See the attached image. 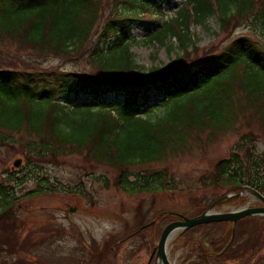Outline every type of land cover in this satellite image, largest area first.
<instances>
[{
	"label": "trees",
	"instance_id": "16d2710c",
	"mask_svg": "<svg viewBox=\"0 0 264 264\" xmlns=\"http://www.w3.org/2000/svg\"><path fill=\"white\" fill-rule=\"evenodd\" d=\"M171 1L116 0L114 16L108 19L88 53L91 69L86 71L80 67L62 68L60 64L41 67L39 59L52 54L73 63L78 61L82 56L77 53L87 45L90 47L98 33L101 0H0V46L8 50L9 56L7 62L0 63V142H15L13 133L27 131L33 136L24 143L27 170L23 167L7 171L8 175L0 181V221L9 217L17 221L16 207L23 195H17L18 188L25 183L33 180L36 185L25 194L29 197L56 191L42 164L56 162L67 151L84 150L88 158L118 167L116 184L124 191L176 190L178 181L168 167L140 176L130 166L157 161L178 148L183 150L191 129L218 130L230 125L237 86L251 100L264 94V49L243 37L224 49L216 46L214 50L220 52L196 67L189 65L155 83V102L145 111L150 103L147 85L96 82L93 74L97 70L139 67L131 47L136 42L133 24L141 19L161 25L147 29L148 38L144 42L162 45L170 37H176L186 55L195 44L190 32L192 23H204L212 15H217L223 30L237 15L252 16L256 30L264 33V0H186L175 16L164 18V7ZM79 91L91 94L97 104L61 99L64 93ZM108 91L123 93L124 100L108 101L102 97ZM243 146L247 160L233 151L200 178L201 184L229 187V192L237 194L249 185L264 193V151ZM237 194L231 198L240 200L242 197ZM158 217L164 221L166 213L163 211ZM256 218L264 220V216H247L238 224ZM144 227L139 226L134 232ZM196 229L202 230V241L192 246L183 264H228L226 255L234 241L225 248L232 237V224H201L180 235L192 239ZM127 236L120 239L117 247L113 246L114 252L111 249L113 264L117 262L116 251ZM205 241L211 249L204 245ZM263 249L264 236L234 264H254Z\"/></svg>",
	"mask_w": 264,
	"mask_h": 264
},
{
	"label": "rangeland",
	"instance_id": "374dc122",
	"mask_svg": "<svg viewBox=\"0 0 264 264\" xmlns=\"http://www.w3.org/2000/svg\"><path fill=\"white\" fill-rule=\"evenodd\" d=\"M101 1L102 10L96 28L98 33L90 47L87 45L77 53L82 56L76 61L78 63L50 54L47 58L39 59L42 61L41 67L60 64L62 68L80 67L90 71L88 53L108 19L114 16L116 7V0ZM185 1L172 0L170 5L164 7V18L175 16ZM232 22L225 30L220 26L217 15L209 16L201 24L192 23L190 32L195 44L188 49L189 55H186L179 47L176 37H170L162 45L144 42L148 38L147 29L154 30L161 25L157 21L138 20L133 24L136 42L131 47L135 62L139 65L136 69L149 71L160 68L179 57L187 59L188 64L196 67L199 62L220 52L218 49L214 50L216 46L224 49L241 37L264 49V33L259 28L256 30L252 16L237 15ZM7 54L8 50L0 46V63L7 62ZM146 90L150 103L143 111L152 106L157 96L155 85L147 86ZM245 95L237 86L234 116L230 115L228 121L230 125L221 126L218 130H211L209 127H206L207 130L191 129L183 150L178 148L175 152H166L157 161L130 166L140 176L168 167L178 181L176 190L167 188L160 192L134 193L124 191L116 184L119 168L88 158L84 150L67 151L56 162L43 161L42 170L57 189L51 193L29 197L25 194L36 186L33 180L18 188L17 195H23L16 207L17 221L10 217L0 221V264H113V246L117 247L120 239L128 234L131 236L128 235L116 251V264H148L152 253L154 257L149 262L155 264L157 243L161 235L158 234V229L177 220L175 215L168 218L167 214L180 213L193 217L198 210L211 205L222 196L237 194L229 192V187H204L199 181L200 178L207 175L221 158L229 157L233 151L239 152L247 160L243 145L255 151H264V94L254 100ZM102 97L111 102L124 100L123 93L113 91L104 92ZM61 99L86 104L98 102L91 94L82 91L64 93ZM2 132L9 133L6 130ZM13 135L15 142H0V181L8 175L7 171L23 167L27 170L29 166L26 165L24 143L33 136L27 131ZM18 159H21V163L15 167L14 162ZM246 186L245 188H251ZM241 197L240 200L229 198L219 203L215 210L228 212L247 204L251 207L263 206L251 194ZM163 211L166 213L164 221L158 217ZM139 226L145 227L134 232ZM192 233V239L186 240L178 232L169 241L168 256L173 264L186 262L184 258L191 253L192 246L202 239L201 229ZM262 236L264 220L256 218L240 221L233 240L234 246L226 255L229 257L228 264L236 263L238 258L252 251ZM203 243L211 249L206 241ZM253 263L264 264V249L255 257Z\"/></svg>",
	"mask_w": 264,
	"mask_h": 264
},
{
	"label": "water",
	"instance_id": "95a60500",
	"mask_svg": "<svg viewBox=\"0 0 264 264\" xmlns=\"http://www.w3.org/2000/svg\"><path fill=\"white\" fill-rule=\"evenodd\" d=\"M188 61L185 58L174 59L164 66L150 71H140L138 69H100L93 74V79L99 83L107 84H129V85H154L155 83L166 80L179 70L187 67ZM21 163V159L14 162V166L17 167ZM251 189V188H250ZM249 188H245L237 195L242 196L250 192ZM255 198L259 199L263 206L251 207L249 204L239 209H235L228 212L216 211V206L224 200H227L235 194L224 195L221 198L215 200L211 206L204 210L201 214L188 217L180 213H172L179 217L177 220H173L168 223L162 230L159 241L156 248V263L162 262V264H173L168 256V244L174 233H182L183 231L211 222H230L232 224V237L227 244V249L233 242L238 221L247 216H264V195L258 190L251 189L250 192ZM75 209V207L73 208ZM224 249V250H225Z\"/></svg>",
	"mask_w": 264,
	"mask_h": 264
},
{
	"label": "bare ground",
	"instance_id": "6f19581e",
	"mask_svg": "<svg viewBox=\"0 0 264 264\" xmlns=\"http://www.w3.org/2000/svg\"><path fill=\"white\" fill-rule=\"evenodd\" d=\"M145 20H148L149 21V19H145ZM179 58H182V57H179ZM176 59H178V58H176ZM174 60V59H173ZM171 62V61H170ZM189 65H191V64H188L187 65V67L189 66ZM164 66V65H163ZM186 68V67H185ZM185 68H183V69H185ZM134 69H136V68H134ZM156 69H158V68H156ZM139 70V69H138ZM151 70H155V69H151ZM150 71V70H149ZM97 72V71H96ZM251 192V191H250ZM248 193L247 195H250L251 193ZM252 195V194H251ZM209 208V207H208ZM199 215V214H198ZM177 234V232L176 233H174L173 235H172V237H171V239L175 236ZM170 239V240H171ZM158 264H162V262H158Z\"/></svg>",
	"mask_w": 264,
	"mask_h": 264
},
{
	"label": "flooded vegetation",
	"instance_id": "af4514ba",
	"mask_svg": "<svg viewBox=\"0 0 264 264\" xmlns=\"http://www.w3.org/2000/svg\"><path fill=\"white\" fill-rule=\"evenodd\" d=\"M153 257H154V253H152V256H151V258H150V259L152 260V259H153ZM150 259H149V261H151ZM149 261H148V264H149Z\"/></svg>",
	"mask_w": 264,
	"mask_h": 264
}]
</instances>
